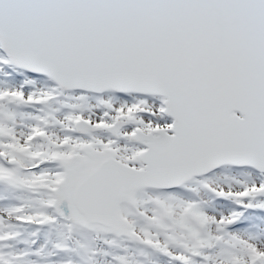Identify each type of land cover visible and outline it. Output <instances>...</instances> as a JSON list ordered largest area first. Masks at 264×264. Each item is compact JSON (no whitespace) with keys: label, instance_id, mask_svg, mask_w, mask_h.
<instances>
[{"label":"snow or ice","instance_id":"snow-or-ice-1","mask_svg":"<svg viewBox=\"0 0 264 264\" xmlns=\"http://www.w3.org/2000/svg\"><path fill=\"white\" fill-rule=\"evenodd\" d=\"M0 264H264V0H0Z\"/></svg>","mask_w":264,"mask_h":264}]
</instances>
